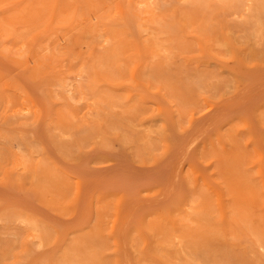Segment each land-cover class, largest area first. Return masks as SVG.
<instances>
[{
    "label": "rangeland",
    "instance_id": "374dc122",
    "mask_svg": "<svg viewBox=\"0 0 264 264\" xmlns=\"http://www.w3.org/2000/svg\"><path fill=\"white\" fill-rule=\"evenodd\" d=\"M0 264H264V0H0Z\"/></svg>",
    "mask_w": 264,
    "mask_h": 264
}]
</instances>
